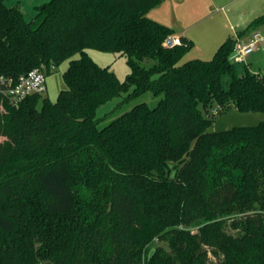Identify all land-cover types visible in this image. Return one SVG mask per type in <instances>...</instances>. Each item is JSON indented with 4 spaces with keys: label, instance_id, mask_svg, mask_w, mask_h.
<instances>
[{
    "label": "trees",
    "instance_id": "obj_1",
    "mask_svg": "<svg viewBox=\"0 0 264 264\" xmlns=\"http://www.w3.org/2000/svg\"><path fill=\"white\" fill-rule=\"evenodd\" d=\"M6 1L0 264H264V121L210 130L213 111L264 112V74L231 59L236 38L182 61L193 41L164 46L173 31L148 14L162 0H48L30 19ZM91 48L125 55L130 72ZM66 59L56 101L10 103V81ZM149 91L153 106L97 116Z\"/></svg>",
    "mask_w": 264,
    "mask_h": 264
},
{
    "label": "crops",
    "instance_id": "obj_2",
    "mask_svg": "<svg viewBox=\"0 0 264 264\" xmlns=\"http://www.w3.org/2000/svg\"><path fill=\"white\" fill-rule=\"evenodd\" d=\"M160 13L165 15L161 16ZM148 14L168 25L173 34L191 39V49L198 52L215 53L228 37L246 41L254 30L264 35V24L248 28L253 19L264 14V0H162ZM259 47L264 50V42ZM253 53L245 62L251 71L262 73L264 55L254 59L259 69L256 71L252 66Z\"/></svg>",
    "mask_w": 264,
    "mask_h": 264
},
{
    "label": "rangeland",
    "instance_id": "obj_3",
    "mask_svg": "<svg viewBox=\"0 0 264 264\" xmlns=\"http://www.w3.org/2000/svg\"><path fill=\"white\" fill-rule=\"evenodd\" d=\"M18 0H7V5L11 6L17 3ZM48 0H21V7L26 19H30L37 12V6H40L47 2ZM162 7V6H161ZM161 16L166 14L160 13ZM89 55L100 65L109 66L112 71H114L117 76L123 80L126 75L130 72V67L127 62V57L125 55H120L119 53H115L113 51H103L95 48L88 49ZM214 53H205L198 52L195 49L189 50V52L184 56L182 61L196 58V56H201L206 59H211ZM264 55V50L259 47L257 51H255L252 55V66L253 70L258 71V67L254 62L256 58L260 59ZM76 54L74 57H77ZM69 59L64 60L59 66L55 67L50 73L47 74V91L45 96H47L50 100L56 101L60 90L66 88V83L63 77V73L68 67ZM261 74H264V70L262 69ZM158 97H155L152 92H147L138 98L133 99L128 104L121 106L118 110H116L117 105L120 102V98L115 97L108 102L102 104L97 109V116L103 117L105 115L109 116H118L121 112L129 110L135 104L146 101L149 105L153 106L157 103ZM104 121L103 124H106L111 118ZM213 124L210 128L212 131H220L229 129L233 126H241V125H256L261 121H264V112L262 111H240L236 108H230L229 110H216L213 111L212 114ZM4 138L0 136V142Z\"/></svg>",
    "mask_w": 264,
    "mask_h": 264
},
{
    "label": "built area",
    "instance_id": "obj_4",
    "mask_svg": "<svg viewBox=\"0 0 264 264\" xmlns=\"http://www.w3.org/2000/svg\"><path fill=\"white\" fill-rule=\"evenodd\" d=\"M180 37L169 34L164 39V46L173 47L180 43ZM264 42V35L254 30L250 39L244 41L236 38L235 46L231 54L233 61H246L247 57L255 52ZM55 67L52 66V69ZM47 91V69L44 66L34 67L26 74L9 83L5 93L10 103L16 107L28 96L33 94H45Z\"/></svg>",
    "mask_w": 264,
    "mask_h": 264
}]
</instances>
